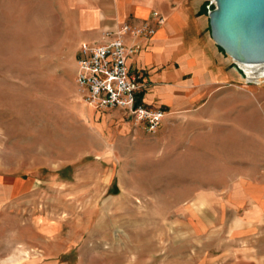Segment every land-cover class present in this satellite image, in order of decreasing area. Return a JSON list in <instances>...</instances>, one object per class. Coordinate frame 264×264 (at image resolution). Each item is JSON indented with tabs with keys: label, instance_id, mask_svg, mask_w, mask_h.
<instances>
[{
	"label": "rangeland",
	"instance_id": "374dc122",
	"mask_svg": "<svg viewBox=\"0 0 264 264\" xmlns=\"http://www.w3.org/2000/svg\"><path fill=\"white\" fill-rule=\"evenodd\" d=\"M71 1L0 0V176L28 183L0 200V264H264V220L239 214V175L264 169L239 108L253 81L234 63L237 82L155 132L95 110Z\"/></svg>",
	"mask_w": 264,
	"mask_h": 264
},
{
	"label": "crops",
	"instance_id": "0c3cea01",
	"mask_svg": "<svg viewBox=\"0 0 264 264\" xmlns=\"http://www.w3.org/2000/svg\"><path fill=\"white\" fill-rule=\"evenodd\" d=\"M206 1L73 0L74 63L79 47L101 43L103 32L147 22L155 27L150 40L125 38L128 45L140 48L127 65L131 74L142 78L144 104L163 110L166 117L206 108L215 91L238 81L234 61L211 38ZM153 12L164 18L163 24L156 25ZM242 79L239 74V85ZM251 84V98L239 108L249 111L252 130L262 132L258 139L264 142V78ZM257 170L256 175H239V214L253 216L259 225L264 220V169ZM22 187L28 183L12 179L5 186L0 176V200L18 194Z\"/></svg>",
	"mask_w": 264,
	"mask_h": 264
},
{
	"label": "built area",
	"instance_id": "2783aa9c",
	"mask_svg": "<svg viewBox=\"0 0 264 264\" xmlns=\"http://www.w3.org/2000/svg\"><path fill=\"white\" fill-rule=\"evenodd\" d=\"M210 3L213 4L211 0ZM152 17L156 25L163 24L164 18L158 13L153 12ZM154 34L155 27L147 22L141 25L123 24L114 31L103 32L101 43L82 44L75 61L74 78L82 101L95 110L121 111L127 118L142 124L148 132H155L166 113L148 107L142 101V78L131 74L127 65L128 59L137 54L140 48L125 41L127 36L150 40ZM234 63L245 71L241 64ZM250 71V76L257 77L258 81L264 78V73H256V69Z\"/></svg>",
	"mask_w": 264,
	"mask_h": 264
},
{
	"label": "water",
	"instance_id": "95a60500",
	"mask_svg": "<svg viewBox=\"0 0 264 264\" xmlns=\"http://www.w3.org/2000/svg\"><path fill=\"white\" fill-rule=\"evenodd\" d=\"M211 38L234 62L264 66V0H211Z\"/></svg>",
	"mask_w": 264,
	"mask_h": 264
},
{
	"label": "bare ground",
	"instance_id": "6f19581e",
	"mask_svg": "<svg viewBox=\"0 0 264 264\" xmlns=\"http://www.w3.org/2000/svg\"><path fill=\"white\" fill-rule=\"evenodd\" d=\"M241 66L247 72L248 79L249 80L251 79L253 81V83L257 82L258 79H257V77L253 78V77L250 76V74H251V71L250 70L254 71V69H256V73H259V74L264 73V66H250V65H247V66L241 65Z\"/></svg>",
	"mask_w": 264,
	"mask_h": 264
}]
</instances>
